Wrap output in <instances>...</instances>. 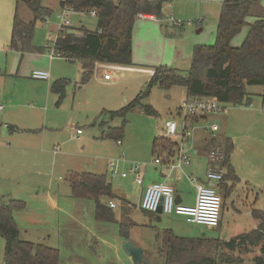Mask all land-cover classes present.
<instances>
[{
  "label": "rangeland",
  "instance_id": "374dc122",
  "mask_svg": "<svg viewBox=\"0 0 264 264\" xmlns=\"http://www.w3.org/2000/svg\"><path fill=\"white\" fill-rule=\"evenodd\" d=\"M61 1L43 0V5L51 9L52 14L45 22L37 23L33 51L25 56V66L18 75L11 74L12 76L4 78L0 87V108H3L0 110V199L25 202V209L14 213L21 229H28L27 239H31L39 231L47 233L50 238L45 243L59 251L61 264H133L122 250L120 240H124L123 237L119 236L118 242L120 226L113 223L104 228L96 222L94 201L74 199L67 176L69 172L100 173L98 171L100 165L106 162L104 160L109 164L117 160L121 153H124L129 164H142L137 158L146 155L150 157L152 165L156 158L152 157V146L157 138V130L162 129V119L171 113L175 114L182 106L186 90L176 87L163 91L153 87L148 93L147 75L118 70L112 71L116 80L111 81L107 77L109 84L93 80L77 92L78 63L65 59L50 62L46 58L42 60L33 56L36 53L43 54L46 44L54 45L56 42L60 28L59 17L63 12ZM169 1L174 5L181 4L176 5V13L174 10L167 11L169 18L164 29L168 35L165 40L172 41L173 44L164 47L162 29L154 22L140 19L134 29L136 54L147 65L161 60L168 68L187 72L190 67L188 48L192 54L197 44H215L222 6L203 0ZM15 5L14 0H0L2 25L8 20L12 23ZM185 5L186 9H178ZM19 14L26 21L33 18L24 4L20 6ZM69 21L75 30L85 28L97 31L98 28L97 18L89 12H72ZM173 21L181 22L182 26L177 27ZM201 28L204 31L198 34L197 31ZM246 32L247 29L234 42L238 44ZM179 45L184 50L180 61L174 64L173 54ZM5 56L6 53L1 51L0 57L4 60ZM8 56L11 69L18 56L10 50ZM44 69L51 73L50 81L32 79L34 71ZM59 79L71 81L66 99L60 105L57 95L50 89L51 84ZM248 92L252 96V107L226 105L227 113L210 116L204 126L209 131L214 125L218 126L219 131L215 134L225 135L234 142L233 163L245 182L238 186L237 192L244 189L247 195L239 191V203L235 196L223 201L224 234L218 230L189 224L180 216H163L162 222H158L155 214L150 219L142 213H135L133 221L136 224L149 225L136 228L134 234V238L139 236L146 241L145 249L151 257L149 264H166L165 257L160 252L161 244L156 239L158 230L172 229L177 236L183 238L206 236L222 237L223 240L237 235L238 228H241V233L255 228L252 208L264 210V115L255 110L260 107L264 113V100L261 95L262 87H249ZM140 93L147 95L142 99V105L153 107L157 116L148 115L140 106L127 114L124 123V119L120 117L110 120V116L98 112L101 106L109 111H119L133 102ZM181 122V119L177 120V123ZM110 127L123 128L122 147L116 145V139L107 138ZM79 128L84 135L78 140L76 131ZM160 135L164 136V132ZM55 147L60 148L58 154L54 152ZM128 170L124 172L128 173ZM108 179L114 180L116 185L126 187L128 184L126 179L112 178L110 172ZM233 203L241 214L235 212ZM106 241L111 244H105ZM134 241L138 243L136 238ZM250 250L248 254L234 256L239 255L248 263L260 254L259 248ZM4 251L5 240L0 237V263L4 261Z\"/></svg>",
  "mask_w": 264,
  "mask_h": 264
},
{
  "label": "trees",
  "instance_id": "16d2710c",
  "mask_svg": "<svg viewBox=\"0 0 264 264\" xmlns=\"http://www.w3.org/2000/svg\"><path fill=\"white\" fill-rule=\"evenodd\" d=\"M17 9L14 15L10 48L23 55L33 51V38L39 21L45 22L52 10L43 5V0H15ZM263 0H226L222 4L218 19L214 45L196 46L187 72L174 68L157 67L148 84L170 91L179 87L186 89L187 99H216L223 105L245 106L251 104L249 87L260 86L264 90V19L251 21L254 8ZM165 0H62L63 11L74 13H96L97 31L80 30L71 27L59 28L55 42V52L72 63L82 65V78L78 88L88 84L94 77L97 65L132 67L134 29L142 16L164 19ZM24 4L33 18L26 21L19 14ZM63 13V12H62ZM247 29L243 43L235 47V39ZM0 75H3L0 70ZM68 80H58L51 85V92L58 97L60 105L67 96ZM139 96L126 107L115 112H103L110 120L127 114L142 106L150 116H157L151 106L142 105ZM264 100V91H263ZM182 115V114H181ZM212 115L195 116L193 124L204 122ZM107 138L121 141L123 128L108 129ZM209 141L208 156L218 151L223 157L214 165L223 172V178L216 183V189L223 201L231 199L240 179L231 163L235 150L234 142L226 138ZM178 146L164 136L154 140L152 150L155 157L164 154L174 156ZM75 199H92L99 221H112V210L103 203L104 199H114L112 185L105 175L93 173H72L67 177ZM26 207L24 201L0 199V237L5 240L4 264H61L57 249L44 244L32 243L21 238V231L14 217L16 211ZM224 208V203H223ZM149 213V212H148ZM223 213V212H222ZM153 214V213H151ZM252 217L258 221L256 229L244 232L230 241L209 238L177 237L172 230L157 231V242L166 264H264V211L252 210ZM222 218V217H221ZM221 224V223H220ZM220 226L217 228L219 229ZM129 239V234L123 236ZM251 248H259L260 254L246 263L241 254H248ZM235 254H239L237 257Z\"/></svg>",
  "mask_w": 264,
  "mask_h": 264
},
{
  "label": "crops",
  "instance_id": "0c3cea01",
  "mask_svg": "<svg viewBox=\"0 0 264 264\" xmlns=\"http://www.w3.org/2000/svg\"><path fill=\"white\" fill-rule=\"evenodd\" d=\"M203 1L204 2H208V3H213V4L214 3H218L219 7H221L222 4L226 0H203ZM14 2L16 3L15 0H14ZM176 5H181V4H176ZM176 5H174V3L169 1V0H165V3L163 5V13H164L165 17H164V19L162 21L156 19L154 16H146L145 18L141 17V18L138 19V20L144 19V20L149 21V22H154L156 25H158L160 30L162 29L161 30V35H162V38H163V41H164V47L167 44H170V45L173 44L172 41L171 42H166L165 39H167L166 36L168 35V32L164 28H165V25L167 23L166 20L169 18L168 15H167V11L168 10H174V13H176L177 12L176 11ZM15 6L16 7H15V10H14V13H13L12 23H11L10 20H8L5 23V25H2L1 15H0V50L3 53H6V56H5L4 60L0 57V70L3 73V75H0V87L3 84V79L4 78L12 76L11 74L18 75L20 73L22 67L25 66L24 61L27 60L25 56L27 54H29V53H25V55L22 56V54L20 52H16V51H14V50H12L10 48V42H11V37H12V29H13V21H14V15H15V12H16V9H17V3H16ZM186 8H187V6L185 5V6H180L178 9L184 10ZM19 12H20V8H19ZM71 14H72V12L70 13V16H71ZM70 16H69V20H70ZM251 16H252V18H251L252 22L255 19H257V18H263L264 19V0L259 5H257L254 8ZM171 19H173V18H171ZM69 27L72 28V26H69ZM203 31H204V28H201L197 32H198V34H201ZM165 32H166V35H165ZM245 36H244V38L239 40V42H238L239 45L236 44V42H235L234 46L235 47L240 46L243 43V41L245 39ZM175 41L176 42H181L179 40H175ZM54 45H55V43H54ZM54 45H52L51 43L46 44V46L43 48V51H44L45 54L44 53L43 54L42 53H36L35 55H33L34 58H36V56H38L39 58H42V60H44L46 58L50 62H53V61H55L57 59H62V58H54V59H52L50 57L49 53L52 50V48L54 47ZM182 45H179V47L175 50V53L173 54V56H174L173 63L174 64H177L180 61V59H181V56H182V53H183V50H184L182 48ZM200 45L209 46V45H205V44H200ZM200 45L197 44L196 46H200ZM9 50L12 53H15L18 56L16 64L13 65L11 69H10V61H9V56H8V51ZM188 50H189V54H190V58L188 60H189V62L191 64V58H192V54L193 53L191 54L192 51H190L189 48H188ZM1 51H0V54H1ZM37 51H39V50H37ZM144 62L145 61H141L140 56L136 54L135 43H134V40H133V64H134V66H132V67H117V66H109V65H97L93 79L88 84H86L85 86L78 88V85H79V83L81 81L82 73H83L82 65L80 63H78V65H79L78 66L79 67V79L76 82L75 89H76L77 92H79L82 89H84L87 85H89L93 80H101L102 82L107 84L108 83V80H107L108 78L107 77H109V79L111 78L110 79L111 81L117 79V78L113 77V72L112 71H116L117 72L118 70H120L121 72H123L124 70L125 71L139 72V73H141L143 75H147L148 82H150L151 77L154 74V68H157V67H169L168 65L163 63L161 60H159L158 63L152 64V65H147ZM147 62H149V61H147ZM13 63H14V58H12V61H11V64H13ZM174 69H176V68H174ZM178 70H180V69H178ZM43 71H47V70L44 69ZM47 72H49V71H47ZM49 74L51 76V78H50V80H51L52 79V75H51L50 72H49ZM59 80H62V79H59ZM63 80H67V79H63ZM68 82L70 84L71 81L68 80ZM50 89H51V86H50ZM133 90H136V87H133ZM261 95H263V93ZM184 97H186V99H187L186 91L184 92ZM251 99H252V97H251ZM262 99H263V97H262ZM252 106L253 105H252V101H251L250 107H252ZM181 108H182V106L178 109V111L175 114L171 113L169 116H167L164 119H162V129L159 131V128H158V130H157V138L161 137L160 134L162 132H164L163 125H164L165 120H172V119L176 120V121L180 120V119H181V121L183 120L182 115H181ZM262 109L264 110V103L262 105ZM0 110H3V108L1 107ZM255 111L260 112V115H262V116L264 115V113H262L263 111L261 110L260 107L257 110H255ZM98 112H113V111H109L107 108L101 106V107H99ZM262 121H264V116L262 118ZM180 124H182V122ZM204 126H205L204 122L193 124V137L189 140V145L187 147L188 154L190 156L191 164L189 166H184L181 170H167L166 168H164L162 166L154 165V163H152V165H150L151 164L150 163V157H146V155L145 156H139L137 158L138 162H142V164L145 165V167L140 172V174L143 177V183L139 184L138 181H137V175L129 174L125 178L121 175V174L125 173L124 171L128 170V166L129 165H130V168L132 166V164H129L125 160V155L122 156V154H124V153H121V155L118 157V159L115 160L116 163H117L118 171L120 173L119 175L115 176V175L112 174V171H111L110 166H109L110 163L108 164L107 160H104V162L106 161L104 163V165H100V170L98 171L100 173H93V174H98V175H105L106 178H107V181L112 185L113 191H114V194H115V198L114 199H104L103 200V203L112 210L113 215H114L113 216V220L112 221H99V220H97V218H96V207H95V203H94V217H95L96 222L100 223V225L103 226L104 228H107L110 224H113V223H115L118 226H120V233H118L119 235L117 237L118 238V242L120 240L119 239L120 237H123L125 234H129V239L128 240L132 241L134 243V245L142 248L144 250V253L149 256V260H150L151 257L149 255L148 251L145 249L146 241H144L139 236L135 237L136 240L138 241V243H135V241H134L135 240L134 234H135L136 228H139L140 226L149 227V225L147 223L142 224V225L136 224L135 221H133V215H135V213L139 212V213H142L143 215L149 217L150 219H152L153 216H152L151 213L145 212V211H143L141 209V202H142V199H143L144 192H145L146 188L148 186L154 184V183L166 182V183H169L170 185H172L173 188L175 189L176 198H177V201H178L179 204H182V205H185V206H194L196 204L197 189H196V186L191 183L190 179L191 178L196 179L199 183L207 185V186H209L211 184V182L208 180V177H207L208 169H209V167L212 166L211 163H210V160L208 158L209 157L208 156V150H209L208 144H209V141L212 138H217V139H219V143L218 144H221L222 141L227 138L225 135H222V134L221 135H218V134L216 135L215 134V133H217L219 131V128H218V131L215 132L212 129L210 131L207 130V128L204 127ZM214 126H216V125H214ZM80 129L81 128H79V130ZM83 135H84V132H83V134L78 135L77 131H76V136L78 137V140H79V137H81ZM121 141H122V145L121 146H119L117 144V141H116V145L119 148L124 145L123 138H122ZM177 150H178V146H177V148L175 150L174 156H172L171 158L175 157ZM54 152L56 154H58L60 152V148L59 147H55ZM168 156H170V155L164 154L163 157H168ZM232 156H233V154H232ZM232 156H231V163H232V165H233V167L235 169V172H236L237 176L239 177L240 181L237 184L235 192L232 194L231 198L235 196L236 201L239 203V200H238L239 191L240 192L243 191V193H245V191H244V189L243 190L240 189L237 192V189H238L239 185H243L245 182L243 181V179L238 174V171H237L236 167L234 166ZM152 157L153 158L155 157L153 155V150H152ZM120 169L122 170V172H120ZM129 171H130V169L128 170V172ZM109 172L112 175V178L126 179L127 182H128L127 186L125 187V186L116 185L114 183V180L110 181L108 179ZM86 173H91V172H86ZM70 174H72V173L69 172L68 176ZM69 189H70V186H69ZM70 191H71V189H70ZM71 194H72V192H71ZM72 197H73V195H72ZM80 200H84V199H80ZM255 200H257V198H255ZM110 203H114L115 207L111 208ZM233 206H234L235 212L241 214V212H239V210H237V208L235 207L234 203H233ZM253 209H255V208H252V210ZM116 210H118V212H116ZM259 210H261V209H259ZM262 211H264V210H262ZM251 216H252V213H251ZM14 217H15L17 225L19 226V229L21 231V238L23 240H26V241H29V242H32V243L44 244V245L49 246L47 243H45V242H48V238H50V236L47 233L39 231V233L38 234L36 233L31 239H27V236L29 235L28 229H21L20 223L16 219V216H14ZM223 219L224 218H223V215H222V219H221L222 223L220 224V228L216 229L222 234H224ZM252 219L254 221L253 222L254 226H255L254 229H256L257 226H258V221H256L253 217H252ZM156 221H157V215H156ZM203 227H205V226H203ZM205 228H207V227H205ZM169 230H172V229H169ZM238 230L239 231H237V235L231 237L230 239L225 238L223 240L230 241L231 239L241 235L242 234L241 233L242 232L241 228H238ZM172 231L176 235L175 231L174 230H172ZM244 232H247V231H244ZM177 237H180V236H177ZM184 238H188V237H184ZM197 238H207V237L203 236V237H197ZM122 239H124V240H120L122 245L126 241H128L124 237ZM209 239H221L222 240V237L209 238ZM105 244H109L110 245L111 243L106 241ZM52 248H54V247H52ZM165 262H166V259H165ZM0 264H4V261H2Z\"/></svg>",
  "mask_w": 264,
  "mask_h": 264
},
{
  "label": "built area",
  "instance_id": "2783aa9c",
  "mask_svg": "<svg viewBox=\"0 0 264 264\" xmlns=\"http://www.w3.org/2000/svg\"><path fill=\"white\" fill-rule=\"evenodd\" d=\"M70 13L71 11L65 10L60 15V28L70 26ZM91 15L96 17L95 12H92ZM142 18H145V16H142ZM173 22L177 27L182 26L181 22ZM199 22L202 23L201 20ZM49 55L52 59L61 58L60 55L56 54L54 47ZM32 78L34 80L49 81L51 76L47 71L36 70L32 73ZM227 111L226 105L221 104L216 99H186L181 108L182 124L172 119L165 120L163 125L164 137L178 143L176 155L174 158L158 156L154 159V165L162 166L167 170H181L184 166H189L191 161L187 147L189 140L193 137L192 119L195 116L225 114ZM212 130L218 131V126H213ZM77 134L81 135L82 131L77 130ZM117 144L121 146L122 141H117ZM208 158L212 166L208 169L207 177L210 182L216 184L223 178V172L217 167V164L222 162L223 157L218 151H213ZM214 165L217 166L213 167ZM109 166L113 175L120 174L116 161H111ZM144 167V164L134 163L127 174L123 173L121 175L125 178L129 174H135L138 183L142 184L143 177L140 172ZM190 181L197 189L196 204L194 206L179 204L173 186L163 182L154 183L146 188L141 202V209L154 214L161 210L162 216H180L184 217L189 224L217 229L221 223L223 208V200L220 194L216 189L201 184L196 179L191 178ZM110 206L111 208L115 207L114 203H110Z\"/></svg>",
  "mask_w": 264,
  "mask_h": 264
},
{
  "label": "water",
  "instance_id": "95a60500",
  "mask_svg": "<svg viewBox=\"0 0 264 264\" xmlns=\"http://www.w3.org/2000/svg\"><path fill=\"white\" fill-rule=\"evenodd\" d=\"M209 187L216 189V184L211 182ZM178 202V201H177ZM157 221L162 222V211L157 212ZM211 230H216L214 228H209ZM122 250L131 259L133 264H149V256L144 253V250L136 245L130 240L126 241L122 245Z\"/></svg>",
  "mask_w": 264,
  "mask_h": 264
}]
</instances>
